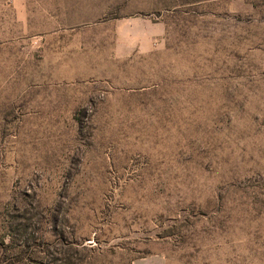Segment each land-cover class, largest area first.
<instances>
[{
	"label": "rangeland",
	"instance_id": "obj_1",
	"mask_svg": "<svg viewBox=\"0 0 264 264\" xmlns=\"http://www.w3.org/2000/svg\"><path fill=\"white\" fill-rule=\"evenodd\" d=\"M264 264V0H0V264Z\"/></svg>",
	"mask_w": 264,
	"mask_h": 264
},
{
	"label": "crops",
	"instance_id": "obj_2",
	"mask_svg": "<svg viewBox=\"0 0 264 264\" xmlns=\"http://www.w3.org/2000/svg\"><path fill=\"white\" fill-rule=\"evenodd\" d=\"M137 264V263H136Z\"/></svg>",
	"mask_w": 264,
	"mask_h": 264
}]
</instances>
